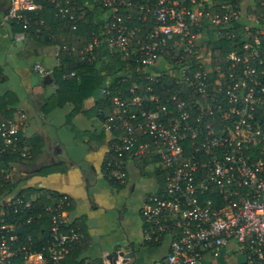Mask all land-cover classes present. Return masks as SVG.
<instances>
[{
  "label": "built area",
  "instance_id": "obj_1",
  "mask_svg": "<svg viewBox=\"0 0 264 264\" xmlns=\"http://www.w3.org/2000/svg\"><path fill=\"white\" fill-rule=\"evenodd\" d=\"M51 1L56 13L69 19L82 6L76 0ZM92 1L108 7L113 18L105 30L110 49L128 57L135 42L147 79L169 73L182 85L166 94L147 85L138 93L134 82L128 93L120 88L112 92L108 78L99 90L109 108L103 118L102 106L96 113L109 135L104 175L122 183L127 161L146 155L154 170L163 172L162 182L140 208L143 239H169L168 252L152 264H204L206 257L222 256L228 245L231 264H264V122L258 117V108L264 106V43L259 38L264 34V11L247 12L254 4L250 2L213 7L214 0H143L141 29L125 22L131 14L117 13L132 0ZM41 7L36 0H8L4 20L22 21L27 29L24 12ZM241 17L242 42L228 52L225 65L214 62L205 44V23L217 27L216 36L233 39L231 26ZM15 36L22 40L25 32ZM96 42L94 38L83 52ZM70 48L57 45V59L59 51ZM164 54L167 62L161 61ZM33 69L49 72L39 62ZM24 123L18 110L0 117V186L19 171L16 164L4 162L3 155L19 150L28 157L19 141ZM33 199L17 190L0 196V264H63L71 247L81 242L82 232L66 218L70 196H47L44 214H23L32 209Z\"/></svg>",
  "mask_w": 264,
  "mask_h": 264
},
{
  "label": "crops",
  "instance_id": "obj_2",
  "mask_svg": "<svg viewBox=\"0 0 264 264\" xmlns=\"http://www.w3.org/2000/svg\"><path fill=\"white\" fill-rule=\"evenodd\" d=\"M7 7L8 0H0V94L13 92L16 103L8 107L26 116L19 141L31 158L25 166L17 165L15 190L27 188L31 196L43 192L45 198L70 196L66 218L82 232L77 246L81 258L91 264H110L111 254L117 249L128 256L131 252L129 264H152L162 259L168 252L169 239L145 241L140 215L145 197L160 184L154 165L147 162L142 166L138 160L129 159L125 181L108 180L103 164L109 135L96 114L99 97H87L82 109L71 116L69 102L47 109L57 87L52 73L58 65L56 46H34L30 54L35 40L16 38L20 31L13 33L10 22L4 20ZM35 62L49 72H36ZM8 68L15 70L18 78L13 86L7 82ZM216 259L218 264L234 261L229 250Z\"/></svg>",
  "mask_w": 264,
  "mask_h": 264
},
{
  "label": "trees",
  "instance_id": "obj_3",
  "mask_svg": "<svg viewBox=\"0 0 264 264\" xmlns=\"http://www.w3.org/2000/svg\"><path fill=\"white\" fill-rule=\"evenodd\" d=\"M41 2V9L25 11L24 20L30 23L27 29L23 28V22L17 20H11L12 32L23 31L25 32V38H29L30 41H34V45L30 47V54H33L34 46L38 45H62L66 44L70 48L68 50H61L58 54V65L53 70V76L57 81V87L52 95L49 97L47 109H53L62 107L65 103L72 104V110L70 116L80 111L83 107V102L87 97L93 95L95 91L100 90L105 85L107 78L110 79V87L112 92L114 88H120L124 92L128 93V88L137 83L136 91L142 92L147 85L156 93L166 94L172 92L175 88H180L181 84H176L172 81L170 74H164L159 80H149L145 76V71L140 62L137 61L138 45L135 42L130 44V56L125 57L118 49H110L106 40V26L113 21L111 13L108 7H104L100 2H94L92 0H76L78 4L82 6L74 11V19H69L68 16H60L56 13L57 8L54 6V2L51 0H36ZM87 1V3H84ZM264 0H214V5L217 3H232L235 5H242L243 2L254 3L253 6H247V12L255 13L256 9L264 11V6L261 2ZM144 4L143 0H132L130 7L121 6L117 12L120 15L131 14V19H125L130 25H136L141 29L144 28V23L141 20V16L146 13L140 8V5ZM244 17H241L233 26L232 30L236 33V36L232 38H226L215 35L217 27L210 23H205V33L207 38L205 44L212 52V59L216 63L226 64V55L233 50L244 38V25L242 21ZM39 21H42L39 24ZM152 18L149 21V26H152ZM73 25L75 28H73ZM36 27L39 30L36 32ZM140 33H137V35ZM136 35V36H137ZM96 38L97 42L93 48L88 52L84 51L85 47ZM259 38L264 43V34L259 35ZM264 51V49H263ZM190 59H194L192 55H189ZM168 56L164 54L161 61L167 62ZM73 72V74H71ZM164 100V99H161ZM16 103V97L13 92L7 91L0 94V117L5 118L11 116L13 108H9V105ZM96 113L99 107H103L104 114L102 118L106 116L109 111L106 106L105 100L101 98L97 99ZM258 117L260 122H264V106L258 108ZM20 133V132H19ZM23 146V143H20ZM4 162L8 164H16L19 166H25L31 161V158L22 157L19 150L7 151L3 157ZM151 159L150 155L144 156L142 159L135 157L134 160H138L143 166ZM156 175L160 182L163 179V172L156 170ZM7 179L4 180L0 186V196L11 192L17 188V180ZM112 182L111 179H108ZM114 182V181H113ZM119 183V182H116ZM30 191L27 188L20 187L18 194L27 198L34 197L33 207L31 210H25L22 212L27 215L31 212H41L44 214L43 203L46 201L44 194L38 193L35 196H31ZM12 212V211H11ZM22 213H17L21 216ZM22 214V215H23ZM48 218L46 217V224ZM26 226V225H25ZM29 230V227L26 226ZM36 231L38 226H33ZM39 230L43 231L45 228L39 227ZM81 249L77 244H74L70 252L65 257L63 264H83L85 260L81 258ZM96 264V263H93Z\"/></svg>",
  "mask_w": 264,
  "mask_h": 264
},
{
  "label": "rangeland",
  "instance_id": "obj_4",
  "mask_svg": "<svg viewBox=\"0 0 264 264\" xmlns=\"http://www.w3.org/2000/svg\"><path fill=\"white\" fill-rule=\"evenodd\" d=\"M26 64H27V61H24ZM8 70V76H9V79L7 80V82L9 83V85L10 86H13L14 84H15V82L16 81H18V78H17V76H16V72H15V70H12V69H10V68H8L7 69ZM108 79V78H107ZM15 81V82H14ZM12 82H14V84L12 83ZM11 83V84H10ZM93 97H100V95H99V92L98 91H95L94 93H93V95H92ZM63 109V108H62ZM20 112V111H19ZM20 113H22L23 115H24V118H26V116H25V114L23 113V112H20ZM230 248L232 249V245H228V250H230ZM217 259L215 258V259H209L208 257H206V258H204V261H203V263L204 264H218L217 263Z\"/></svg>",
  "mask_w": 264,
  "mask_h": 264
},
{
  "label": "water",
  "instance_id": "obj_5",
  "mask_svg": "<svg viewBox=\"0 0 264 264\" xmlns=\"http://www.w3.org/2000/svg\"><path fill=\"white\" fill-rule=\"evenodd\" d=\"M111 255H112V261L110 264H129L128 259L132 256L131 252H130V256H128L119 249L115 250Z\"/></svg>",
  "mask_w": 264,
  "mask_h": 264
}]
</instances>
